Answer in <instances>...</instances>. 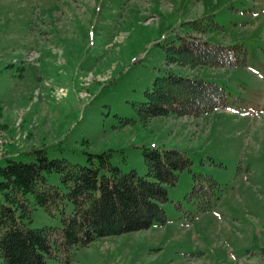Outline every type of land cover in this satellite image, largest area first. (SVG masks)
I'll list each match as a JSON object with an SVG mask.
<instances>
[{"label": "rangeland", "instance_id": "374dc122", "mask_svg": "<svg viewBox=\"0 0 264 264\" xmlns=\"http://www.w3.org/2000/svg\"><path fill=\"white\" fill-rule=\"evenodd\" d=\"M200 15L220 26L193 31L185 21ZM183 34L240 41L246 64H167L163 45ZM169 69L224 84L229 106L140 119L135 103ZM143 145L192 160L166 184L165 223L98 236L65 264H264V0H0V164L45 146L85 164L108 151L144 174ZM193 172L220 183L205 211L185 198ZM27 196L32 226L60 224Z\"/></svg>", "mask_w": 264, "mask_h": 264}, {"label": "trees", "instance_id": "16d2710c", "mask_svg": "<svg viewBox=\"0 0 264 264\" xmlns=\"http://www.w3.org/2000/svg\"><path fill=\"white\" fill-rule=\"evenodd\" d=\"M193 31L219 27L210 16L186 20ZM166 63L233 66L246 64L241 42L221 44L190 34L178 35L163 45ZM145 99L135 103L140 119L155 115H199L227 104L223 84L200 76L168 70L156 75L145 90ZM29 160L7 158L0 164V264H48L55 257L62 264L75 248L98 236L119 234L166 221L163 202L168 200L166 184H175L179 171L190 170L191 159L174 147L143 145L147 170L123 171L110 162V152L97 153L98 162H72L51 157L45 146L28 151ZM89 155V159L91 158ZM57 171L61 185L50 183L46 173ZM193 184L185 194L200 211L209 208L220 183L210 173L193 172ZM33 204L60 214L59 225L32 226ZM70 202V209L66 206ZM176 207L182 206L180 200ZM264 250V248H262Z\"/></svg>", "mask_w": 264, "mask_h": 264}]
</instances>
